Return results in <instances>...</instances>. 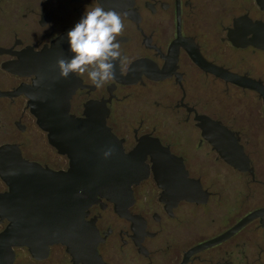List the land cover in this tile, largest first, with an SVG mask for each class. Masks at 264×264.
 Wrapping results in <instances>:
<instances>
[{
    "label": "flooded vegetation",
    "instance_id": "flooded-vegetation-1",
    "mask_svg": "<svg viewBox=\"0 0 264 264\" xmlns=\"http://www.w3.org/2000/svg\"><path fill=\"white\" fill-rule=\"evenodd\" d=\"M229 2V4H226ZM103 6L125 13L124 30L118 37L127 62L119 64L122 76L139 59L161 70L169 45L178 37L189 38L210 65L247 77L264 87V46L248 41L236 44L228 36L237 31L234 21L246 17L264 24V10L255 0H0V47L20 52H40L67 33L86 8ZM228 5L229 8L226 7ZM150 38L149 45L143 39ZM158 48L159 52H158ZM162 54V56H160ZM22 58L0 53V146L15 144L22 156L53 170H64L66 155L60 154L36 123L21 90L33 84V73L4 67ZM73 76L93 85L87 74ZM88 101L103 103L105 124L120 141L124 152L136 149L144 138L156 140L172 165L186 171L208 193L205 202L179 197L170 205L168 188L159 185L152 155L144 151L135 242L90 205L84 220L96 230V253L102 264H172L207 233L242 208L264 195V96L257 89L226 81L200 65L182 45L169 71L150 77L141 71L125 82L115 78L101 88L74 86L69 113L84 117ZM99 112L102 114L103 109ZM218 122L212 130L224 139L238 166L229 164L202 135L201 119ZM41 139L40 148L35 145ZM223 150V149H222ZM181 174V173H180ZM164 200H163V198ZM213 212V218H209ZM210 220V221H209ZM9 223L0 218V231ZM44 257H34L26 247L14 248L13 264H73L64 245H49ZM186 264H264V220L185 259ZM76 264H85L77 260Z\"/></svg>",
    "mask_w": 264,
    "mask_h": 264
},
{
    "label": "water",
    "instance_id": "water-1",
    "mask_svg": "<svg viewBox=\"0 0 264 264\" xmlns=\"http://www.w3.org/2000/svg\"><path fill=\"white\" fill-rule=\"evenodd\" d=\"M77 1V0H75ZM264 10V0H255ZM237 31L229 28L228 36L236 44L246 43L245 34L253 31L248 41L264 46V24L240 17L234 21ZM150 38L143 39L149 45ZM19 39L15 43H20ZM14 43V44H15ZM13 44V45H14ZM12 45V46H13ZM184 46L192 57L216 76L235 84L257 89L264 96V87L250 79L207 63L198 53L189 38L178 37L169 45L167 57L161 70L151 61L139 59L133 62L126 76L120 74L116 63L115 78L129 82L138 78L141 71L150 77L165 75L172 66L177 46ZM1 52L17 54L21 61H6L2 65L19 73H33V84L21 90L27 97V106L36 118L37 125L47 133L48 142L60 154L66 155L68 165L64 170H53L35 161L25 159L15 144L0 146V218H7L8 225L0 231V264H13L14 248L26 247L34 257H44L49 245L62 244L66 251L85 264H102L97 257L98 236L94 226L84 220L87 210L94 207L135 242L141 179L147 176L143 167L144 151L152 155L153 168L160 186L168 188L171 201L164 205L170 212L181 184L189 183L186 171L180 173L163 154L156 140L142 137L135 150L124 152L120 141L105 124L103 103L88 101L84 117L69 113V100L74 86L83 85L70 74L60 77L55 68L57 58H71L66 33L46 45L40 52H20L11 48ZM158 49V48H156ZM159 52V49H158ZM160 53V52H159ZM102 108V114L99 109ZM202 135L220 152L231 165L238 166L232 151L224 148V139L212 130L219 128L230 134L218 122L201 119ZM111 149V155L103 152ZM223 149V150H222ZM167 150V149H166ZM168 152V150H167ZM239 167V166H238ZM196 190L184 188L179 192L181 199L205 202L208 193L196 182ZM172 215V214H171ZM264 220V195L219 223L172 264H186L185 259Z\"/></svg>",
    "mask_w": 264,
    "mask_h": 264
},
{
    "label": "clouds",
    "instance_id": "clouds-1",
    "mask_svg": "<svg viewBox=\"0 0 264 264\" xmlns=\"http://www.w3.org/2000/svg\"><path fill=\"white\" fill-rule=\"evenodd\" d=\"M124 15L100 5L86 8L83 16L66 33L73 55L71 58H57L55 68L59 76L67 78L70 74H87L90 83L97 88L114 80L115 62L121 65L127 62L117 39L123 34ZM111 151H104L103 156L108 157Z\"/></svg>",
    "mask_w": 264,
    "mask_h": 264
},
{
    "label": "rangeland",
    "instance_id": "rangeland-1",
    "mask_svg": "<svg viewBox=\"0 0 264 264\" xmlns=\"http://www.w3.org/2000/svg\"><path fill=\"white\" fill-rule=\"evenodd\" d=\"M226 4H229V2H226ZM226 7L229 8L228 5H226ZM42 145H44L43 142H42V140H41V139L37 140V143H36L35 146H36L37 148H40ZM209 216H210L209 218H213V216H214V215H213V212H209ZM209 221H210V220H209Z\"/></svg>",
    "mask_w": 264,
    "mask_h": 264
}]
</instances>
